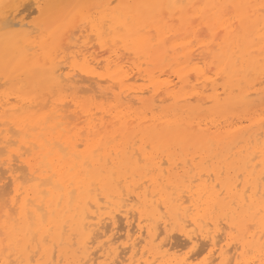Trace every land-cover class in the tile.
<instances>
[{"label": "bare ground", "instance_id": "6f19581e", "mask_svg": "<svg viewBox=\"0 0 264 264\" xmlns=\"http://www.w3.org/2000/svg\"><path fill=\"white\" fill-rule=\"evenodd\" d=\"M0 164V264H264V0H0Z\"/></svg>", "mask_w": 264, "mask_h": 264}, {"label": "rangeland", "instance_id": "374dc122", "mask_svg": "<svg viewBox=\"0 0 264 264\" xmlns=\"http://www.w3.org/2000/svg\"><path fill=\"white\" fill-rule=\"evenodd\" d=\"M36 16V14L35 13H32V14H30L29 16L28 15H26V19L25 20H31V19H33L34 17ZM83 35H84V33H83ZM202 37H204L203 35H202ZM201 38V37H200ZM91 42H92V40H91ZM92 44V43H91ZM192 44H194V49L197 47V45H195L196 44V41H195V39H194V41H193V43ZM94 51V53L93 52H90V51ZM96 51H99V49L98 48H94V47H92L90 50H89V52H88V54L90 55L91 54V56H89V55H87V53H86V55L88 56L87 58H90V59H88V61H89V65L90 66H92V67H95L96 66V60H97V55L99 54V52H96ZM91 61V62H90ZM93 62H95V64H93ZM139 80V79H138ZM140 84H142L143 83V81H141V80H139L138 81ZM142 82V83H141ZM135 85H138V83L136 84V82H135ZM1 165V164H0ZM1 168H0V170H1V172H0V177H2V175H3V177L2 178H0L1 179V181H0V192L1 191H3V192H1L2 194H5V195H3V197H2V195H1V197L0 198H4V197H6V198H8L9 196H10V193H9V190L12 188V183H11V186H10V179H7V178H5L6 176L8 177V174H6V173H2V171H3V167L4 166H0ZM5 176V177H4ZM5 181V182H4ZM9 181V182H8ZM2 183V184H1ZM4 185V186H3ZM6 186H8V187H10V188H7V189H4V188H6ZM1 187H3V188H1ZM5 190H8V193L5 191ZM0 193V194H1ZM117 219H119V218H117ZM119 221H121V219H119ZM119 221H117V222H119ZM120 224H122L121 226H120ZM120 224L119 223H117V227H120V228H116V230L114 229V230H112V234L113 233H115V234H113L112 235V237H114L115 238V236H116V234H117V236L119 237L120 235H122V236H120L119 238L117 237V238H115V239H117V243H119V242H123V241H125V231H126V228L124 227V222L123 221H121L120 222ZM121 228L124 230V232H123V230H121ZM118 229H119V231H118ZM117 233H116V232ZM123 232V233H122ZM109 233V232H108ZM177 233H173L172 234V237H171V239L170 240H167L168 241V245H166L165 246V248H169L170 247V245H172V247H171V249H169L168 250V253L170 254V255H174V256H176V257H187L188 255H189V257H191V258H189L188 257V261L191 263V264H204L205 262H207V261H210L213 257H215V258H213V259H216V260H212L213 261V263L214 262H218V258L216 257L217 256V252H215V251H210V249H211V245L208 243V246H210L209 248H208V246H206L205 245V243H207L205 240H204V244H202L201 243V239L198 241V244H196V245H194V247H192L191 246V244L190 243H187L186 242V240H184V237H180V235L179 234H177ZM175 237V238H174ZM121 238H122V240H121ZM160 238H164V235L162 234L161 236H160ZM177 238V239H176ZM176 239V240H175ZM179 239V240H178ZM171 241V242H170ZM178 243H177V242ZM203 241V240H202ZM172 242H174V246H173V243ZM201 243V244H200ZM199 244H200V246L201 247H199ZM179 245V246H178ZM180 245H182V246H180ZM169 246V247H168ZM203 248L202 250H197L198 248ZM204 246V247H203ZM177 249V251L174 249ZM180 248V249H179ZM171 250H173V252L171 251ZM176 252H175V251ZM201 251V252H198L197 253V251ZM189 251V252H188ZM193 251V252H192ZM195 251V252H194ZM203 251V252H202ZM192 252V253H191ZM212 252H214V253H212ZM188 255H187V254ZM211 253V254H210ZM183 254V255H182ZM193 254V255H192ZM124 254H122L121 256H123ZM185 255V256H184ZM190 255H192V256H190ZM209 255H210V257H209ZM128 256V253L127 254H125L123 257H127ZM208 256V257H207ZM123 257H121V258H123ZM212 264V263H211Z\"/></svg>", "mask_w": 264, "mask_h": 264}]
</instances>
